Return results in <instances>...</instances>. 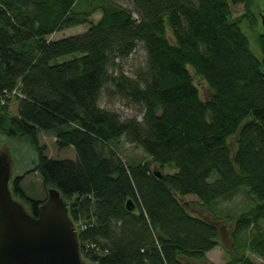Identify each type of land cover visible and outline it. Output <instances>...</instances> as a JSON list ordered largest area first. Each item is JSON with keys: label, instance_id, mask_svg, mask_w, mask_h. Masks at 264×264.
Instances as JSON below:
<instances>
[{"label": "trees", "instance_id": "trees-1", "mask_svg": "<svg viewBox=\"0 0 264 264\" xmlns=\"http://www.w3.org/2000/svg\"><path fill=\"white\" fill-rule=\"evenodd\" d=\"M127 1L131 8L117 0H0V93L19 92L17 113L13 99L0 102V133L38 153L34 167L15 174L12 191L38 214L45 200L26 194V175L37 171L58 188L91 262L209 264L222 219L194 214L185 197L214 211L248 188L256 205L230 221L233 240L251 236L223 264H264V30L256 0ZM238 4L245 12L234 17ZM83 24L82 33L52 38ZM140 44L146 61L131 77L121 62ZM192 71L211 88L208 99ZM104 93L141 106L143 120L102 107ZM42 133L74 148L76 159L50 157ZM123 137L151 160L122 159L112 142Z\"/></svg>", "mask_w": 264, "mask_h": 264}, {"label": "rangeland", "instance_id": "rangeland-1", "mask_svg": "<svg viewBox=\"0 0 264 264\" xmlns=\"http://www.w3.org/2000/svg\"><path fill=\"white\" fill-rule=\"evenodd\" d=\"M118 3L130 7L131 4L127 0H117ZM233 16L238 17L245 12V7L243 4L232 5ZM254 11L258 16V21L262 25V14H264V0H256L254 3ZM99 14L94 16V21L99 18ZM88 24H83L75 27L67 28L63 31L56 32L52 35L53 39H60L66 36H71L75 34L82 33L88 29ZM242 29L245 33L249 34L251 37V46L253 49L259 53V48L255 42V34L256 32L250 28L247 22L242 24ZM261 30V29H260ZM73 58V55L65 56L61 58V60H69ZM146 61V54L140 44L134 53L125 61L121 62V67L123 68L124 72L131 76L135 77L136 70L145 64ZM193 72V71H192ZM195 76V82L199 87L201 96L203 99H208L209 96L212 94V90L209 85L200 77ZM100 105L110 110H114L118 112L123 119L126 118H137L138 120L142 121L144 116V110L141 106L131 103L130 101L126 100L120 96H110L107 93L102 95L100 100ZM18 103L13 98L11 102V112L17 113ZM41 142L47 146V153L50 157L56 159H76L77 153L74 148L72 147H65L61 149L56 139L53 135L49 133H42L41 135ZM12 144V150L16 157V168L15 174H21L20 172H26L38 161V153L34 149V147L30 144V142L26 139H13L3 136L0 133V146L6 144ZM112 147L116 150V152L120 155L122 159L127 162H143L147 160H151L150 156L138 145L131 144L126 141L123 137L118 141L112 142ZM103 154L105 156H111V149L104 148ZM152 167L154 169H160L159 165L152 162ZM166 172L173 173L176 171V168L167 166L165 169ZM14 174V176H15ZM13 176V177H14ZM13 180V178H12ZM11 190H12V181H11ZM22 188L26 192V194L34 199H41L46 200L49 195V189L53 186H45L42 180L40 173L37 171L31 172L26 175L25 179L21 184ZM55 187V186H54ZM246 189V192H245ZM240 193L236 194L230 200H220L214 207V211H210L203 203L198 199L197 196L190 194L185 197V200L189 202L190 208L194 214L206 216L208 218H212L216 215L220 217L221 220V237L220 242L221 245L217 246L210 253L207 254V258L209 264H218V263H226L232 257H235L238 252L242 250L239 246L246 244L251 236L250 231L244 232L241 236L233 240L232 238V231L234 228V222H231L230 219L237 218L241 216L244 212L249 211L256 205V197L248 192V188H245ZM13 196L24 203L26 208L33 212L31 206L28 202L24 199L20 198L18 195H15L13 192ZM261 228L264 230V220L261 222ZM236 241V242H235ZM246 253L256 262H262V259L257 255H254L250 251H246ZM198 264H202L199 262Z\"/></svg>", "mask_w": 264, "mask_h": 264}, {"label": "water", "instance_id": "water-1", "mask_svg": "<svg viewBox=\"0 0 264 264\" xmlns=\"http://www.w3.org/2000/svg\"><path fill=\"white\" fill-rule=\"evenodd\" d=\"M15 168L12 144L0 146V264H98L84 257L77 225L58 188L49 189L38 214L13 196ZM154 174L162 177L158 169ZM127 206L132 209L133 201Z\"/></svg>", "mask_w": 264, "mask_h": 264}, {"label": "built area", "instance_id": "built-area-1", "mask_svg": "<svg viewBox=\"0 0 264 264\" xmlns=\"http://www.w3.org/2000/svg\"><path fill=\"white\" fill-rule=\"evenodd\" d=\"M17 95H19L18 90H7L5 89L0 93V102L2 104H7L9 100L15 98Z\"/></svg>", "mask_w": 264, "mask_h": 264}, {"label": "crops", "instance_id": "crops-1", "mask_svg": "<svg viewBox=\"0 0 264 264\" xmlns=\"http://www.w3.org/2000/svg\"><path fill=\"white\" fill-rule=\"evenodd\" d=\"M21 174H23V172H20ZM18 175H20V174H18ZM25 179V178H24ZM23 182V181H22ZM38 200H41V199H38ZM208 253H210V252H208ZM218 264H222V263H218Z\"/></svg>", "mask_w": 264, "mask_h": 264}, {"label": "bare ground", "instance_id": "bare-ground-1", "mask_svg": "<svg viewBox=\"0 0 264 264\" xmlns=\"http://www.w3.org/2000/svg\"><path fill=\"white\" fill-rule=\"evenodd\" d=\"M135 15H136V13H135Z\"/></svg>", "mask_w": 264, "mask_h": 264}]
</instances>
